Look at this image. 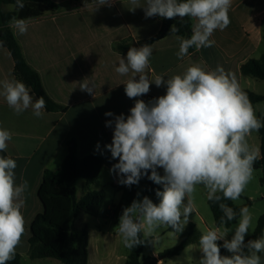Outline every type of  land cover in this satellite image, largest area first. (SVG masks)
<instances>
[{
    "label": "clouds",
    "instance_id": "1",
    "mask_svg": "<svg viewBox=\"0 0 264 264\" xmlns=\"http://www.w3.org/2000/svg\"><path fill=\"white\" fill-rule=\"evenodd\" d=\"M112 2L93 0L88 6L98 10L111 7ZM129 2L130 11L143 7L146 17L193 20L190 37H176L180 41L178 59L187 55L189 48L213 46L215 41L210 39L213 33L217 29L223 31L230 24L228 13L232 0H145L144 5L139 0ZM24 6V0H15L17 9ZM10 26L16 34L24 35L29 22L13 17ZM170 31L177 33L179 28L173 24ZM152 53L151 45L130 47L126 58H119L115 72L121 76L131 73L124 83L130 99L147 94L151 84L158 88L166 85V94L148 103L136 99L127 117L120 114L114 121L106 122V127L114 123L112 142L105 147L113 159L118 158L119 162L110 169L119 175L118 183L132 186L147 176L163 186L162 191H156L158 204L145 196L123 209L117 228L128 249L143 243L141 232L150 236L162 226L182 232L194 211L193 193L197 185L203 186L210 201H238L253 179L258 154L247 137L264 127L234 73L219 65L214 70H205L199 64H192L182 74L166 80L164 75L154 73L150 79ZM79 88L94 94L95 83L86 78L79 83ZM0 96L17 115L29 108L35 117L44 114V98H35L23 82L14 78L0 81ZM105 115L114 114L106 112ZM11 139L12 134L0 127V152L7 150ZM16 167L13 158L0 156V264L14 258L26 232L21 209L28 182L16 183ZM157 168H162L164 174L160 175ZM219 208L223 213L221 226L237 218V213L226 203L220 202ZM252 220V213L244 206L239 210V222L230 240L225 239L230 231L227 227L223 231L213 227L203 232L199 239L202 253L199 264H264L259 255L264 253V236L245 243ZM219 240H223V248L231 256L221 255Z\"/></svg>",
    "mask_w": 264,
    "mask_h": 264
},
{
    "label": "crops",
    "instance_id": "2",
    "mask_svg": "<svg viewBox=\"0 0 264 264\" xmlns=\"http://www.w3.org/2000/svg\"><path fill=\"white\" fill-rule=\"evenodd\" d=\"M52 1L59 5V9L27 20L29 26L26 34L18 35L11 28L26 61L40 75L47 94L60 108L54 112L45 108L43 116L39 118L33 115L31 108L17 115L7 105L4 97L0 96V127L12 134L5 153L17 163L16 183L20 184L22 180L28 182L25 203L21 209L28 230L34 219L43 212L38 191L44 172L57 170L71 149L76 150L79 158L91 154L100 156L103 167L98 180L93 184L79 180L77 197L81 182V197L89 191L104 190L106 205L108 195H112L111 204H107L106 210L104 207L101 216L96 218L97 227L102 223L109 227L110 222H116L109 211L120 201L121 188L125 185L118 183L119 175L110 172L112 166L119 161L118 158L113 159L111 152L105 147L112 142L114 134V123L112 127H106V122L114 121L115 116L120 114L127 117L136 99L148 103L166 94V85L158 88L151 84L147 94L128 98L124 83L131 73L129 76H121L115 72L119 58H126L127 54L118 52L115 45L132 40L135 47L139 48L144 45L142 41L162 34L167 28L160 39L147 44L153 48L150 79L154 73L164 75L166 80L172 75L182 74L192 64H199L205 70H214L219 65L235 74L242 90L259 93L257 88H250L253 84L257 86L258 83L254 80L258 79L244 76L241 67L264 54V0H232L228 13L230 24L223 31L217 29L213 33L210 38L215 41L213 46L202 47L193 52L188 50V54L182 59L176 56L180 44L176 38L178 35L171 33V26L165 27L168 19L158 15L146 17L143 7L130 11L129 0H113L111 7L103 6L98 10L94 6H88L93 0ZM144 2L145 0H139L141 5ZM5 9L13 11L14 6L6 5ZM14 70L15 63L11 53L0 45V81L13 78L20 81ZM86 78L95 83L94 94L80 90L79 83ZM257 106L258 104L253 106L254 110ZM106 112L114 115L106 116ZM263 114L264 112H259L257 118ZM259 141L258 147L254 141L252 143V147L258 150L257 157H261L260 135ZM157 171L164 174L162 168H157ZM101 217L104 218L102 221ZM88 226L89 264H126L129 253L120 251L121 236L118 231L112 234L98 228L93 234L89 224ZM147 239L149 240L148 237ZM29 240L30 237L27 238L28 251ZM180 242L178 235V243ZM197 248L198 244H192L180 255L160 260L157 264L161 261L163 264L199 263L202 253L200 249L198 253ZM160 253L153 251L147 257L141 256V260L158 258ZM20 255L22 260V254ZM260 255L264 260V253Z\"/></svg>",
    "mask_w": 264,
    "mask_h": 264
},
{
    "label": "trees",
    "instance_id": "3",
    "mask_svg": "<svg viewBox=\"0 0 264 264\" xmlns=\"http://www.w3.org/2000/svg\"><path fill=\"white\" fill-rule=\"evenodd\" d=\"M6 5H13L14 10L7 11L5 9ZM24 5L23 9H17L15 0H0V45L7 48L11 53L15 63L14 71L19 80L31 88L37 97L42 96L44 98L47 111L54 112L60 106L50 98L43 86L40 75L26 61L21 46L10 26V21L13 17L25 20L34 19L48 11H57L59 5L52 0H24ZM173 24H176L179 28V32L176 33L178 36L190 37L192 29V19L190 17H184L180 21L168 19L165 27H170ZM161 36L162 34H159L151 39L144 40L142 44H151L160 39ZM130 47H135L132 40L115 45V49L123 54H127ZM195 50V47L189 48L191 52ZM241 72L244 76L264 81V54L244 64L241 67ZM243 91L247 93L253 106L264 102V94L246 89ZM258 119L264 122V114L260 115ZM257 132L261 139V157H257L253 168L254 170H262L263 175L260 182L264 188V127H261ZM0 156H6V153L0 152ZM102 167L103 159L100 156L91 154L79 158L76 150L71 149L67 158L57 170H46L44 172L43 181L38 191L39 199L43 205V212L34 219L31 225L30 258H53L63 264H89L90 232L85 216L90 215L94 218L101 216L106 201V193L104 190L89 191L83 197L78 198L77 184L79 180H85L87 184L95 183L101 174ZM150 174L151 170L148 172V175ZM157 190L162 191L163 187L149 180L147 176H143L136 185L123 186L121 188L122 197L117 204L112 206L109 211L110 215L114 220H119L125 207L130 206L134 200H142L145 196L151 199L153 203L158 204ZM217 194L219 195L220 193ZM220 202L226 203L237 213L236 219L227 221L223 226L220 224V218L223 215L219 208ZM220 202L208 200V205L212 211L216 226L227 227L228 229L238 223L240 208L247 206L250 209L252 206L249 199H246L242 205H237L231 200H222ZM166 230L174 232L170 227H166ZM175 233L181 238V242L177 246L164 250L158 255V258L148 257L142 261L141 256L148 239L141 232L140 239L143 243L130 249L126 264H157L160 260L178 256L188 246L192 244L199 245V239L202 234L194 223L184 226L182 232ZM261 236H264V215L260 217L253 234L246 238L245 243ZM217 244L220 246L221 255L229 256V251L223 248V241L219 240ZM7 264H23L21 255L15 253L14 258L8 261Z\"/></svg>",
    "mask_w": 264,
    "mask_h": 264
},
{
    "label": "rangeland",
    "instance_id": "4",
    "mask_svg": "<svg viewBox=\"0 0 264 264\" xmlns=\"http://www.w3.org/2000/svg\"><path fill=\"white\" fill-rule=\"evenodd\" d=\"M254 81H257L258 83L257 86L253 84L251 85L250 88H257L256 90L259 92V94H264V81H261V80H254ZM257 107L258 108H255L254 110L256 116L259 112L261 113L264 112V102L258 104ZM247 140L250 146H253L252 143L254 141L258 147L260 143L258 132L253 131L251 138L247 137ZM159 174L163 175L161 173ZM262 175H263V172L261 169L254 170L253 179L247 185L244 193L241 195L238 201H234L235 204L237 205L244 204L246 199H249L252 203V206L249 210L252 213L253 220H252V225L249 230V233L245 236V239L250 237L253 234L260 217L264 215V188L262 187L261 182H260ZM82 190H83V182H81L79 185L78 197L82 196ZM111 200H112V195H108L107 203L106 205H104L105 210H106L107 204H111ZM193 200H194V205H195L194 211L193 213L189 215V220L186 225H188L189 223L196 224V226L199 228L201 233L205 232L209 228L217 227L215 224L212 211L208 205L207 192L203 188L202 185H197L196 191L193 193ZM103 219L104 218L101 217V221ZM85 221L90 225L93 234L96 233L95 230H98V228L99 230L105 231L107 233H112V234L118 231L117 226L119 224V220H116V222H110L111 224L109 225V227H107L105 223H102L101 226L97 227L98 225H97L96 218L90 215L85 216ZM237 224H235L232 228H230V231L225 237V239H229V240L231 239L232 235L234 234L232 231H234ZM223 228L224 227H220L221 231H223ZM31 235H32L31 229L28 230L26 228V232L23 235L19 246L16 249V252L22 254L23 264H54L56 262L59 264H62L60 261L56 259H51V258L48 260L30 258L29 251L27 249L28 248L27 238L31 237ZM147 237L149 238V240L144 248L142 258L147 257L153 251L162 252L167 248H171L179 244L178 235L173 232H168L166 230V227H163V226L156 229V231L152 235L147 236ZM119 249L121 252L126 253V254L130 252V249L126 248L123 245L122 238H121V244L119 246ZM197 251L199 253V248H197ZM231 255L232 254L229 252V256ZM46 261H49V262H46ZM196 264H199V263H196Z\"/></svg>",
    "mask_w": 264,
    "mask_h": 264
},
{
    "label": "water",
    "instance_id": "5",
    "mask_svg": "<svg viewBox=\"0 0 264 264\" xmlns=\"http://www.w3.org/2000/svg\"><path fill=\"white\" fill-rule=\"evenodd\" d=\"M174 19H175L176 21H180V20H182L183 18H181V17H175ZM166 31H167V28H165V29L163 30L162 35L165 34Z\"/></svg>",
    "mask_w": 264,
    "mask_h": 264
}]
</instances>
